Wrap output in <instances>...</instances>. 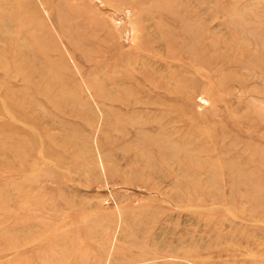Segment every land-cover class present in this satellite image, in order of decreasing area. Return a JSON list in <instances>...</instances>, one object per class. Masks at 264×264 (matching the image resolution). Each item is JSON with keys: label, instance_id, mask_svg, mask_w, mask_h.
Listing matches in <instances>:
<instances>
[{"label": "rangeland", "instance_id": "374dc122", "mask_svg": "<svg viewBox=\"0 0 264 264\" xmlns=\"http://www.w3.org/2000/svg\"><path fill=\"white\" fill-rule=\"evenodd\" d=\"M0 264H264V0H0Z\"/></svg>", "mask_w": 264, "mask_h": 264}]
</instances>
